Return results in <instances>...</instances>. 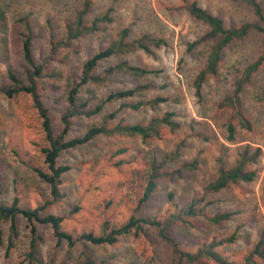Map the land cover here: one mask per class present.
Returning a JSON list of instances; mask_svg holds the SVG:
<instances>
[{"label": "rangeland", "instance_id": "obj_1", "mask_svg": "<svg viewBox=\"0 0 264 264\" xmlns=\"http://www.w3.org/2000/svg\"><path fill=\"white\" fill-rule=\"evenodd\" d=\"M85 0H0L9 3L5 20H0V77L8 67L23 74L22 25L19 17L27 16L31 25L32 48L37 63H43L39 92L48 108L56 133L62 128L61 112L66 106V89L78 79L83 61L107 46L118 32L128 28L129 38L149 34L166 41L151 52L137 49L122 56H112L98 63V70L126 59L130 63L152 70L142 77L116 73L101 84H88L84 95H94L93 102L105 98L110 91L136 84H148L135 96L106 102L93 116L71 120L69 136L82 134L88 125L99 123L104 115L115 112L107 121L134 123L173 111L179 128L164 129L159 137L146 140L140 137L103 136L61 152L58 161L70 166L62 176L63 198L51 212L63 216L62 229L73 235L92 231L102 233L104 226L125 223L131 216H155L165 220L175 207L167 197L172 191L179 207L192 198L200 197L203 186L216 174L217 158L223 156L232 165L237 154L248 147L249 154L260 148V154L246 166V172H255L251 181L239 180L225 188L207 194L201 203L204 213L231 212L229 219L218 224L202 216L177 219L166 233L183 250H194L201 242L225 239L234 234L233 241L218 250L230 259L243 261L253 252L254 245L264 237V102L258 92L264 81V63L244 85L242 101L251 129L237 124L234 141L226 139L225 123L228 110L220 108L222 95L232 87L233 77L245 64L260 54L261 37L250 32L243 39L232 42L225 50L215 76L203 87L199 100L192 86L193 78L202 65L208 46L200 43L190 47L205 31V26L190 16L187 5L193 0H86L89 2L85 23L107 15L98 23V29L85 33L68 46L52 51V42L64 32ZM201 6L219 15L226 27L252 20L250 9L234 0H196ZM264 6V0H260ZM59 73V74H58ZM167 100L139 109L122 106L125 102L147 100L154 96ZM41 117L29 94L6 97L0 93V172L4 183V197L18 196L22 206H36L49 196L48 188L40 180L32 165H42L41 148L46 146ZM119 147L127 152L114 154ZM176 150L175 159L157 172V190L152 197L140 201L149 169L148 162L156 156ZM122 158L123 163H118ZM196 160L195 168L179 174L172 170L183 162ZM167 172V174L165 173ZM5 238L8 225L1 224ZM42 240L38 264H83V245L69 246L58 242L49 225H39ZM29 240V226L18 217V235L15 246L7 254L0 245V264H23L22 255ZM91 255L102 264H193L178 262L169 242L162 238L156 227L144 233L121 237L113 244H87ZM264 254V246L261 248ZM252 264H264L254 255Z\"/></svg>", "mask_w": 264, "mask_h": 264}, {"label": "trees", "instance_id": "obj_2", "mask_svg": "<svg viewBox=\"0 0 264 264\" xmlns=\"http://www.w3.org/2000/svg\"><path fill=\"white\" fill-rule=\"evenodd\" d=\"M244 3L253 15L252 20L243 21L236 26L226 27L223 19L201 6L196 0L187 5L190 16L205 26L204 33L199 39L190 44V47L200 43L208 46L206 55L202 65L196 72L192 86L199 100L203 99V87L207 80L215 76L219 65L223 59L226 48L234 41L243 39L250 32H256L261 37L260 54L253 60L247 62L243 69L233 77L232 87L226 91L218 102L220 108L228 110V120L225 123L227 136L226 139L234 141L236 136L237 124L245 129H251V121L245 115L242 92L244 85L250 80L252 75L264 63V6L260 0H234ZM88 1H84L82 8L77 9L73 19L65 25L64 32L61 37L52 42V51L59 46H68L73 40L80 38L85 33H91L98 29V23L106 20L107 15L94 18L90 23L84 22V17L88 10ZM9 7L8 2H4V6L0 7V20L6 18ZM22 25V51H23V74L13 70L11 67L6 69L3 76L0 77V93L6 97H14L20 93L29 94L32 102L41 117V125L44 131L46 146L41 148L42 165H32L37 176L44 182L48 188L49 196L42 203L36 206H22L20 198L13 196L12 198L4 197V183L0 172V245L5 248L8 254L15 246V238L18 235V217H23L29 226V240L25 252L22 255L21 263L38 264L40 262L39 245L42 235L39 233V225H49L58 242H65L69 246L76 243L83 245L81 256L83 264H102V260L97 261L90 253L87 244H113L121 237L134 233H144L148 227H156L158 234L166 239L172 247L173 252L177 255L178 262H188L193 264H252L254 255L264 259L261 248L264 246V237H260L254 245L253 252L248 254L243 261L230 259L218 250V247L224 243L233 241L234 234L225 239H212L210 241L201 242L194 250H183L178 244L169 237L165 232L166 229L177 219H184V216L195 217L202 216L206 221L212 224L221 223L229 219L231 212H216L212 214L204 213L201 209V203L204 197L213 192H217L230 183L239 180L251 181L255 177V172H246V166L251 163L260 154V148H255L252 154L246 147L240 151L233 164L227 165L223 156L217 158L216 174L203 186V193L200 197L192 198L185 206L179 207L173 200L172 191L167 193L168 199L175 207L165 220H160L155 216H131L125 223L108 228L104 226L102 233L96 234L92 231L82 232L79 235H73L62 229L61 223L63 216L50 211L52 206L56 205L64 196L61 188L62 176L70 168L68 164L60 163L58 158L62 151L83 144L97 135L103 136H123V137H140L143 140L159 137L164 129L175 130L179 128L180 123L174 119L173 111H165L161 115L150 117L147 121H138L134 123L117 121L111 125L107 121L114 117L115 112L104 115L103 120L99 123L88 125L85 131L80 135L69 136L71 120L80 116H93L98 114L104 104L113 100H120L127 97L135 96L138 92L149 87L148 84L139 83L132 87H121L113 89L105 98H101L97 102H93L94 95H84L82 88L88 84H101L111 79L116 73H124L133 77H142L152 70L130 63L128 60H120L113 65H108L102 70H98V63L112 56H122L130 51L142 49L151 52L152 47H158L165 44L162 38H155L149 34H142L139 37L129 38L128 28H122L116 37L109 44L91 56L87 57L81 67L78 79L71 83L66 89V106L61 112L60 120L62 128L56 133L52 126L51 117L48 112L42 96L39 92L38 81L42 78L43 63H37L33 54L31 25L27 16L19 17ZM59 74V73H58ZM258 97L264 102V81L259 89ZM167 100L165 96H154L147 100H138L135 102H125L124 107L139 109L143 105L154 106L162 101ZM127 152L126 147H119L114 154H122ZM177 153L173 150L164 154L161 158L153 156L149 162V169L146 176L144 175L145 184L140 201L143 202L152 197L157 190V172L167 162L175 159ZM120 158L118 163H123ZM196 160L192 162H183L179 168L172 170L181 173L184 169L195 168ZM1 165V164H0ZM167 174V172H165ZM1 224H7L9 234L5 238Z\"/></svg>", "mask_w": 264, "mask_h": 264}]
</instances>
